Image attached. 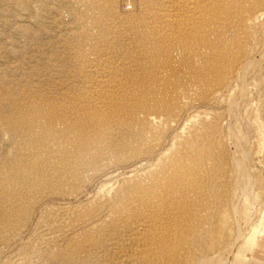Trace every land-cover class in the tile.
Returning a JSON list of instances; mask_svg holds the SVG:
<instances>
[{
  "label": "rangeland",
  "instance_id": "rangeland-1",
  "mask_svg": "<svg viewBox=\"0 0 264 264\" xmlns=\"http://www.w3.org/2000/svg\"><path fill=\"white\" fill-rule=\"evenodd\" d=\"M0 264H264V0H0Z\"/></svg>",
  "mask_w": 264,
  "mask_h": 264
},
{
  "label": "bare ground",
  "instance_id": "bare-ground-1",
  "mask_svg": "<svg viewBox=\"0 0 264 264\" xmlns=\"http://www.w3.org/2000/svg\"><path fill=\"white\" fill-rule=\"evenodd\" d=\"M29 142V141H28ZM31 143V142H30ZM32 144V143H31ZM36 146V145H35Z\"/></svg>",
  "mask_w": 264,
  "mask_h": 264
}]
</instances>
